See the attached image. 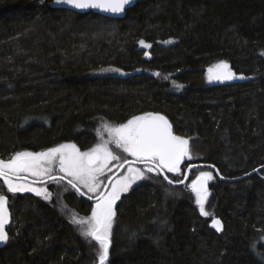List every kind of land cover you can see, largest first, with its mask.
<instances>
[{
    "label": "trees",
    "instance_id": "16d2710c",
    "mask_svg": "<svg viewBox=\"0 0 264 264\" xmlns=\"http://www.w3.org/2000/svg\"><path fill=\"white\" fill-rule=\"evenodd\" d=\"M52 1L0 0V159L70 142L87 151L97 119L154 112L190 138L194 158L173 181L194 163L225 178L264 165V0H139L118 19ZM220 61L244 78L209 82ZM109 66L120 73L93 74ZM202 169L221 232L186 187ZM148 176L116 204L111 264H264V168L230 181L197 167L181 186ZM0 192L12 213L0 264H97L98 244L71 222L94 203L66 180L51 201L7 193L1 179Z\"/></svg>",
    "mask_w": 264,
    "mask_h": 264
},
{
    "label": "snow or ice",
    "instance_id": "6c2138e0",
    "mask_svg": "<svg viewBox=\"0 0 264 264\" xmlns=\"http://www.w3.org/2000/svg\"><path fill=\"white\" fill-rule=\"evenodd\" d=\"M54 2L58 5H68L73 9H97L111 14H121L133 0H54ZM139 44L145 48L151 47L144 40H140ZM145 55L149 54L146 52ZM237 78L244 77H238L225 61H220L207 69L209 82L231 81ZM177 87L182 88L183 85ZM97 135L100 137L99 142L87 151H81L75 143H64L41 152H16L7 161L0 159V179L6 185L7 193L32 192L45 201H51L52 193L47 187L34 186L36 183H60L67 179L68 185L78 193L81 192V187L86 189L87 193L92 194L89 199L95 200L91 214L87 217L73 214L71 222L79 226L85 240L98 244L96 249L98 264H111L110 247L116 216L115 206L122 194L128 193L138 181L150 178L148 173L159 175L166 172L180 175L183 162L194 157L190 149V138L176 135L168 118L160 113L147 112L132 116L127 122L119 124L102 121L100 128L97 129ZM110 145H115L132 159L115 154ZM137 164L144 167H137ZM192 167L195 166L190 165L188 171H191ZM113 168L126 170L113 180L112 177L106 176V172H112ZM261 168H264V165H261ZM29 176L36 179L29 181ZM101 177H105L107 183ZM164 179L169 184H184L188 176L185 173L183 179L173 181L165 174ZM213 179V172L201 170L186 187L195 194V204L200 216L212 217L211 227L221 232L223 231L221 220L215 218L205 207L210 195L208 185ZM8 200V195L0 192V244H7L10 239L6 230L10 221ZM261 256L264 257V254Z\"/></svg>",
    "mask_w": 264,
    "mask_h": 264
},
{
    "label": "water",
    "instance_id": "95a60500",
    "mask_svg": "<svg viewBox=\"0 0 264 264\" xmlns=\"http://www.w3.org/2000/svg\"><path fill=\"white\" fill-rule=\"evenodd\" d=\"M139 0H133V2L131 3V5H128V6H126V9H125V11L123 12V13H121V14H111V13H107V12H104V11H101V10H97V9H85V10H79V9H73V8H71L70 6H68V5H58V4H56L55 2H54V0L50 3V6L51 7H53V8H63V9H69V10H73V11H75V12H79V13H88V12H95V13H98V14H101V15H103V16H106V17H110V18H115V19H118V18H123V17H125L126 16V14H127V11H128V9H130V8H132L133 6H135L136 5V3L138 2ZM233 71V70H232ZM136 72H141L140 70H138V71H136ZM237 74V73H236ZM237 76L239 77L240 75L239 74H237ZM234 80H239V78H237V79H234ZM232 81V80H231ZM214 82H227V81H214ZM170 122V121H169ZM173 131H174V133L176 134V135H178L176 132H175V130H174V128H173ZM181 136V135H180ZM131 160V159H130ZM6 161V160H5ZM140 165V164H139ZM190 165H194L195 167H192L191 168V171H188V168H189V166ZM188 167H187V169H186V174H187V176H188V179L185 181V183L184 184H186L188 181H189V178H190V175H191V172L194 170V169H196L197 167H209L210 165H213V164H208V163H194V164H190ZM215 166V165H214ZM212 168V167H211ZM261 168V167H260ZM260 168H257V169H260ZM213 169H215V171H216V173H217V170H218V168L215 166ZM124 169H118L111 177L113 178V180L115 179V178H117V176L119 175V174H121L122 173V171H123ZM254 172H256V171H251L250 173H247V174H245V175H243V176H240V177H236V178H225V177H223L221 174H220V172H219V170H218V175L221 177V178H223V179H225V180H237V179H241V178H244V177H246V176H249L250 174H252V173H254ZM167 175V173L165 172L164 174H161L163 177H164V175ZM168 176V175H167ZM169 178V177H168ZM170 179V178H169ZM28 180L29 181H32V180H34V179H31V178H29L28 177ZM46 180V179H45ZM66 181H67V179H65ZM107 183V182H106ZM184 184H172V185H174V186H181V185H184ZM208 187L210 188V182H209V185H208ZM81 193H85L82 189H81V192H80V194ZM82 195V194H81ZM82 196H84V197H86L87 199H89V196L90 195H88V194H83ZM89 200H91L92 202H95V200L94 199H89ZM9 200H8V209H9V213H10V221H9V223H8V225L6 226V230H7V232H8V226L11 224V222H12V213H11V210H10V206H9ZM115 208H116V206H115ZM9 234V233H8ZM6 244H0V247H4Z\"/></svg>",
    "mask_w": 264,
    "mask_h": 264
},
{
    "label": "rangeland",
    "instance_id": "374dc122",
    "mask_svg": "<svg viewBox=\"0 0 264 264\" xmlns=\"http://www.w3.org/2000/svg\"><path fill=\"white\" fill-rule=\"evenodd\" d=\"M143 47V46H142ZM113 69H117V68H115V67H102V68H99V69H97V70H95V71H93V74L94 75H101V74H119L120 73V71H113ZM102 121H107V122H109V123H113V122H111V121H108V120H105V119H97L95 122H94V126H95V131H96V133H97V129L98 128H100V126H101V124H102ZM113 124H116V123H113ZM97 137H98V139H97V142L96 143H98L99 142V140H100V137L97 135ZM105 139H107V135L105 134ZM70 143H72V142H70ZM78 147V146H77ZM110 147L112 148V150H113V152L115 153V154H117V155H121L122 156V158L123 157H126L127 159H132L131 157H129V156H127V154L126 153H122V151L121 150H119V149H117L116 147H115V145H110ZM79 148V147H78ZM43 151H45V150H43ZM82 151V150H81ZM31 152V151H30ZM41 152V151H40ZM11 158V157H10ZM9 158V159H10ZM8 160V159H7ZM6 160V161H7ZM113 163H115V162H113ZM137 167H140V168H143L144 166L143 165H139V164H137L136 165ZM110 167H111V165H110ZM183 169H185V168H183V166L181 165V173H183ZM118 169L117 168H113V170H112V172H106V176H112L116 171H117ZM126 170V168L123 170V171H125ZM203 170V169H202ZM199 171H201V170H199ZM198 171V172H199ZM204 171H209V170H206V169H204ZM198 172L196 173V174H198ZM123 173V172H122ZM121 173V174H122ZM180 173V174H181ZM153 174H155V173H153ZM147 175H149V173L147 174ZM213 176H214V174H213ZM29 178H31V179H36V178H34V177H31V176H29ZM195 178V177H194ZM193 178V179H194ZM46 179V178H45ZM101 179L102 180H104V182L106 183L107 182V179L105 178V177H101ZM116 179V178H115ZM114 179V180H115ZM1 181H2V183H3V180L1 179ZM139 182V181H138ZM211 182V181H210ZM55 182H53V183H47V182H45L44 184H41V183H36L34 186H36V187H47L48 188V190L52 193V187H53V184H54ZM190 183H191V181H190ZM4 184V183H3ZM5 187H6V185H5ZM81 189L85 192V193H87V190L86 189H84L83 187H81ZM6 190H7V188H6ZM23 193H32V192H23ZM34 194V193H33ZM88 195H92L91 193H87ZM123 195V194H122ZM122 197V196H121ZM42 198V197H41ZM119 201V200H118ZM117 201V202H118ZM95 204V203H94ZM117 204V203H116ZM94 206V205H93ZM79 217H87V216H79ZM97 264H98V262H97Z\"/></svg>",
    "mask_w": 264,
    "mask_h": 264
},
{
    "label": "flooded vegetation",
    "instance_id": "af4514ba",
    "mask_svg": "<svg viewBox=\"0 0 264 264\" xmlns=\"http://www.w3.org/2000/svg\"><path fill=\"white\" fill-rule=\"evenodd\" d=\"M93 203H95V202H93ZM94 205V204H93Z\"/></svg>",
    "mask_w": 264,
    "mask_h": 264
}]
</instances>
